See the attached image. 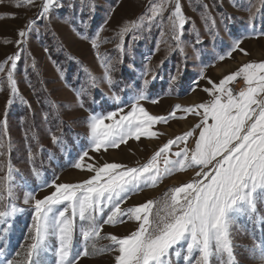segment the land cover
Segmentation results:
<instances>
[{
	"label": "snow or ice",
	"instance_id": "1",
	"mask_svg": "<svg viewBox=\"0 0 264 264\" xmlns=\"http://www.w3.org/2000/svg\"><path fill=\"white\" fill-rule=\"evenodd\" d=\"M4 2L5 0H0V4ZM93 2L94 0H79V9L77 0H67V3L65 0H17L12 5L17 9L36 7L38 11L34 19L28 20L17 31L16 41H7L14 44L17 51L7 57L5 64H0V84L6 83L8 89L0 128H7L8 111L16 100L31 107L20 96L14 78L21 54L27 52L25 42L34 33L39 37V25L42 21L45 31H51L49 24L54 13L66 10L64 18L70 17L69 22L80 19L82 24L90 23L96 12ZM190 4L193 10H197L199 6L201 18L211 32L215 26V18L211 16L210 8L222 4V0H215L211 6L204 4L203 0H190ZM85 8L86 18L81 15ZM114 11L115 0L105 20L97 26L91 37L80 34L96 51L104 43L115 42L117 55L106 58L103 64L104 80L109 86L118 85L113 73L117 70L116 65L122 63V57L131 47V42L143 36L144 32H150L153 27L159 30L157 44L160 43V36H167L176 48L183 51V34L186 26L191 27L192 22L185 15L181 0H150L137 20L124 23L117 29L115 40L101 38L100 33L106 29ZM221 16L225 23L234 19L224 13ZM5 18L18 17L10 15ZM129 33L132 35L128 37L126 47L125 37ZM52 35L55 38L54 32ZM251 35L264 36V32L256 33L253 30ZM243 38H234L233 43L227 46L225 55L231 56L237 50L247 55L240 46ZM196 43H200L198 35ZM169 47L173 45L170 44ZM44 51L47 53L49 50L45 47ZM156 51L157 48L154 47L150 55H154ZM225 55L218 59L223 60ZM97 58L100 59L99 56ZM147 60L148 57H145L146 62ZM129 67L135 71L134 65ZM149 75H152L153 81L156 79L145 66L140 73L145 88L149 84ZM241 76L247 87L234 94L227 85ZM171 79L175 80L176 77L172 76ZM200 79H204L203 71L193 81L189 91L198 86ZM208 83L211 87L203 89L211 96L207 103L184 108L177 105L164 117L151 115L141 106V101L158 102V97L150 98L143 90L128 105L121 101L119 95H114L111 99L117 101L118 106L114 110L99 113L85 108L82 101L84 92L78 90L77 103L89 112V134L88 144L72 166L86 169L94 175L77 184L46 182L40 185V190L52 187L54 191L42 199H35L36 190L27 191L23 203L31 204L33 208L31 242L26 246L23 260L7 257L0 250V264H41L40 258L45 254L54 257V264H79L81 257L91 255L87 250L88 245L93 237L99 236L102 225H116L125 220L136 221L139 227L124 238H117L115 235L108 237L113 245L109 250L118 253L114 264H181V261L183 264H240L234 251L233 225L240 217H246L253 223H264V217L258 212V204H264V62L247 63L219 83L211 80ZM126 106L130 108L129 111H125ZM177 112L200 117V123L196 126L199 136L194 149L185 147L175 152L177 159H169L172 146L186 142L193 135L192 132L169 141L147 163L139 167L106 163L97 168L92 164H85L89 151L98 153L101 150L119 148L132 138L139 141L142 136L156 137L157 133L151 129L158 123L177 119ZM48 117L49 113H45L43 118L47 121ZM3 135H7L6 131ZM52 140L53 143L61 142L55 135ZM7 147L8 145L0 142V157L8 155ZM190 167L200 169L196 172L200 179L165 193L163 214L160 209L153 211L155 201H147L127 209L121 207L131 195L146 187L155 186L165 176ZM12 179L11 168L9 175L0 178V233H6L12 218L24 211L13 202L16 193ZM77 218L81 222L80 251H76L73 244ZM53 239L55 245L51 243ZM14 255L18 257L20 253L16 252ZM258 259L259 264H264V245L260 248Z\"/></svg>",
	"mask_w": 264,
	"mask_h": 264
},
{
	"label": "rangeland",
	"instance_id": "2",
	"mask_svg": "<svg viewBox=\"0 0 264 264\" xmlns=\"http://www.w3.org/2000/svg\"><path fill=\"white\" fill-rule=\"evenodd\" d=\"M16 2L17 0H5L0 4V64H5L7 57L17 51L16 46L7 41H16L17 31L28 20L34 19L38 11L36 7L17 9L12 6ZM113 2L114 0H94L95 16L86 24H82L80 19L69 22L70 17L64 18L66 10L59 14L54 13L49 24L51 31H45L42 21L39 25L41 30L39 37L34 33L25 42L24 47L27 52L21 54L14 78L20 96L28 101L31 107L16 100L17 105L13 103L8 111L7 128H0V142L8 145V155L0 157V178L9 175L11 168L12 183L16 193L13 202L22 206L23 214H31V224L33 208L31 204L23 203L27 191L36 190L35 199H42L54 191L52 187L40 190V185L46 182L77 184L94 175L93 172L76 169L73 166L66 170L56 168V165L63 160V163L66 161H72V165L76 163L77 156L88 144L89 112L85 108L96 113L114 110L118 106V102L111 99L114 95H119L121 101L128 105L132 98L143 90L150 98L158 97V102L141 101V106L151 115L164 117L177 105L184 108L207 103L211 96L203 89L211 87L209 80L219 83L247 63L264 62V36L251 35L253 30L256 33L264 32V0H222V4L210 8L211 16L215 18V26L211 32L201 18L199 6L197 10H193L190 0H181L184 13L192 22V26H186L183 34V51L176 48L174 42L167 36H160V43L157 44L159 30L153 27L150 32H144L143 36L131 42V47L122 57V63L116 65L117 70L113 73L118 85L111 87L104 80L103 64L106 58L117 55L115 42L104 43L96 51L80 34L91 37L97 26L105 20ZM149 2L150 0H115V11L108 20L106 29L101 31V38L115 40L117 29L124 23L137 20L144 13ZM214 2L215 0H203V3L209 6ZM79 7L77 0V8ZM221 13L234 19L226 23L222 22ZM10 15H16L18 18H5ZM81 15L87 17V8ZM131 35L132 33H129L125 37L126 47L128 37ZM197 35L200 43H196ZM241 36L244 38L240 46L248 54L244 55L237 50L231 56L225 55L227 46L233 43L234 38ZM170 44L173 47L170 48ZM45 47L49 50L47 53L44 51ZM154 47L157 51L154 55H150ZM221 55H225L223 60L218 59ZM145 57H148L147 62ZM129 65H134L135 71ZM145 66L156 76L154 81L152 75L147 77L149 84L146 88L140 76ZM224 67L226 69L221 73L217 71ZM201 71L204 79H200L198 86L189 91ZM172 76L176 79H171ZM237 79H241L239 91L247 87L242 76ZM78 90L84 92L82 101L85 108H81L77 103ZM7 98V84L2 83L0 84V120L4 119ZM129 110L130 108L126 106L125 111ZM45 113H49L47 121L43 118ZM177 117L168 120L167 123L155 125L151 129L157 133L154 138L142 136L139 141L135 138L129 139L119 148L101 150L98 153L89 151L84 162L97 168L106 163L139 167L147 163L169 141L192 132L193 135L186 142L172 146L169 159L175 160L177 159L175 152L185 147L189 150L194 149L195 141L199 136V129L196 126L200 123V117L197 115L177 112ZM5 131L7 135H3ZM71 132L80 135L72 136ZM54 135L61 142L53 143ZM161 167H163L162 163ZM199 170L190 167L165 176L155 186L146 187L131 195L121 207L127 209L147 201H155L153 211L160 209L163 214L162 204L165 193L199 180L200 177L196 175ZM41 171L47 172L43 174ZM258 212L264 217V204H258ZM80 224L77 218L73 240L76 251H80L82 247ZM138 227V222L133 220H125L124 223L116 225L104 224L99 236L92 238L87 250L91 251L101 246L110 249L113 245L108 237L115 235L117 238H124ZM232 239L240 264H259L260 248L264 245V223H253L246 217H240L232 227ZM52 244L55 245L54 239ZM117 254L110 251L98 256L81 257L79 264H114Z\"/></svg>",
	"mask_w": 264,
	"mask_h": 264
},
{
	"label": "trees",
	"instance_id": "3",
	"mask_svg": "<svg viewBox=\"0 0 264 264\" xmlns=\"http://www.w3.org/2000/svg\"><path fill=\"white\" fill-rule=\"evenodd\" d=\"M53 130H55V128ZM70 135L79 136L80 134L71 132ZM34 146H36V144ZM45 150L47 151L48 148H46ZM63 161L59 162L56 165L57 166L56 168H58V170L70 169L72 166V161H66L65 163H63ZM41 172L45 174L47 171H41ZM15 204L18 207L22 208V206L19 203L18 204L15 203ZM30 225H31V214H23V212H21L18 213L14 218H12L11 226L9 230L6 233H0V250H3L6 253L7 257L13 258L14 260H23L24 258L23 253L25 251V246H27L26 245L27 242L31 241L30 240L31 233L29 229ZM51 243H53V240L51 241ZM16 252H19L20 256L18 257L15 256L14 254ZM89 252L91 253V256L92 255L98 256L101 254L108 253L110 252V250L106 249V247L101 246L94 248ZM40 260H41V264H54V257H52L51 255H47V254L42 255Z\"/></svg>",
	"mask_w": 264,
	"mask_h": 264
},
{
	"label": "built area",
	"instance_id": "4",
	"mask_svg": "<svg viewBox=\"0 0 264 264\" xmlns=\"http://www.w3.org/2000/svg\"><path fill=\"white\" fill-rule=\"evenodd\" d=\"M241 85V79H236L233 83L229 84L227 87L233 90L234 94L239 92V88Z\"/></svg>",
	"mask_w": 264,
	"mask_h": 264
},
{
	"label": "bare ground",
	"instance_id": "5",
	"mask_svg": "<svg viewBox=\"0 0 264 264\" xmlns=\"http://www.w3.org/2000/svg\"><path fill=\"white\" fill-rule=\"evenodd\" d=\"M224 69H226V67L221 68V69H218L217 71H218L219 73H221Z\"/></svg>",
	"mask_w": 264,
	"mask_h": 264
}]
</instances>
